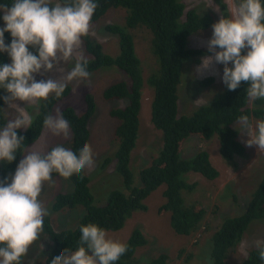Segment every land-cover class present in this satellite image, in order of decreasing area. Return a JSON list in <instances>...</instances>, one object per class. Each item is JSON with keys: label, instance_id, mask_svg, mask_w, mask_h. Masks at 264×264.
I'll list each match as a JSON object with an SVG mask.
<instances>
[{"label": "trees", "instance_id": "16d2710c", "mask_svg": "<svg viewBox=\"0 0 264 264\" xmlns=\"http://www.w3.org/2000/svg\"><path fill=\"white\" fill-rule=\"evenodd\" d=\"M61 4L70 0H58ZM98 7L93 15L91 23L102 20L112 10L126 12L123 25L108 24L105 26L107 33L119 37V53L114 56L105 50L103 44L96 41L90 34L82 37L81 47H85L92 59L87 60V71L91 75H97L106 69H118L126 74L127 80L114 82L103 92L106 101L127 100L124 107L115 108L110 112L113 118L119 121L115 131L116 153L107 158L104 167L110 165L115 158L117 169L123 177V187L130 194H125L117 189L107 195L103 205H96V199L102 203L105 197L99 196L93 191L91 178L85 172L74 174L63 182L69 189L56 195L52 205L48 207L49 215L44 218V227L41 234L50 238L52 244L41 248L35 261L27 262L28 253L21 258V264H50L51 259L59 255L65 249L75 250L81 237L80 226L95 223L106 232L122 231L129 219L137 211H146L148 206L144 203L154 191L161 186H166L163 193L166 203L161 207L160 213H171V227L175 236H170L176 241H185L196 237V247H199V239L209 234V249H201L208 255V264H229V259L240 246L244 236L251 231L253 224L264 222V175L252 193L247 208L241 215L230 217L221 221L218 227L215 224H207L205 218L207 210L198 202L186 204L183 192L192 193L196 184H189L183 180V174L194 172L201 174L208 180H215L220 173L213 165L210 154L207 151L199 152L190 160L182 158L184 144L192 136H199L202 140L210 141L217 137L220 142V153L224 160L233 162L237 156H244L245 145L239 141V132L232 128L241 115L254 117L257 120L264 119V99L250 101L246 97L247 82H241L235 91L226 89L209 104L200 107L190 116H179V86L182 83V75L185 65L205 54V51L189 48V37L193 34L207 30L215 24V17L210 13H199L196 9L186 11V6L181 0H95ZM13 0H0V4L11 7ZM225 16L230 14L229 6L222 4ZM3 14L0 11V28ZM4 23V22H3ZM146 29L152 34V51L158 62V69L153 72L147 83L154 88L155 95L152 104V122L163 133V149L152 165L140 172L143 183L141 188H135L134 175L130 168L131 154L139 137L140 113L142 109V89L145 80L143 78L142 61L136 53L134 31ZM5 44L10 45L12 36L10 32L4 34ZM244 49L242 54H246ZM34 54L38 55V51ZM10 56L6 52H0V65L9 64ZM214 82V78H207L199 83L202 87H208ZM73 87L67 86L61 97L55 94L47 100H41L38 104V113L32 109L33 122L30 128L18 129V135L24 137V148L35 144L43 135L44 117L54 113L55 108L72 95ZM87 109L83 114H78L73 106H66L62 110L64 118L69 122L71 138L64 143L51 142L70 148L77 154L85 143L90 144V121L96 113V100L91 92L86 93ZM6 90L0 88V126L6 123L7 116L4 107L7 105L3 96ZM36 112V113H35ZM98 137L103 146L100 133L96 132L93 139ZM93 140H91L92 143ZM114 148V149H115ZM23 150H18L16 160L0 162V179L10 177L23 158ZM53 179H59L58 173L52 174ZM48 187L44 186L40 200H47ZM219 209V206H217ZM82 208L84 214L75 230L66 229L56 231L51 214ZM217 209V210H218ZM216 212V211H214ZM130 238L124 243L127 251L114 264H142L135 257L139 248L148 244V238L137 226ZM218 228V229H217ZM217 229V230H216ZM177 236H183L179 239ZM212 247V248H211ZM31 248V247H30ZM182 258L189 262L192 255L186 250L179 251ZM202 253L198 252L195 256ZM37 255V254H36ZM247 257L240 264H264L259 259L256 247L247 252H242L241 257ZM169 256L161 253L145 264H169Z\"/></svg>", "mask_w": 264, "mask_h": 264}, {"label": "clouds", "instance_id": "9594fccd", "mask_svg": "<svg viewBox=\"0 0 264 264\" xmlns=\"http://www.w3.org/2000/svg\"><path fill=\"white\" fill-rule=\"evenodd\" d=\"M227 2L230 14L223 13L212 26L208 51L213 55L202 58L197 71L203 75L214 63L223 64L222 81L229 91L247 82V99H264V0ZM97 7L95 0H70L63 4H53V0H13L11 7L0 4L6 25L0 28V52H6L12 61L0 65V88L7 92L4 102L17 112L0 126V162L11 163L16 160L18 150L24 152L15 173L0 179V264H21V258L40 238L44 218L50 213L39 197L46 182L54 183L52 174L68 179L94 163L88 143L79 154L60 144L48 151L37 150L35 144L30 149L24 148V137L19 136L17 130L30 128L33 117L15 101L38 105L51 94L61 97L69 82L89 78L81 44L82 37L89 34ZM5 32L11 33L10 45L5 44ZM29 45L37 49L38 55L29 51ZM246 48L247 53L242 54ZM73 59L74 67L65 72L61 63ZM54 69L61 73L59 78L37 81L35 74ZM238 124L242 137H248L242 140L245 147L256 146L264 151V119L253 127L249 117L241 115ZM43 126L53 136L62 135L65 139L70 136L69 122L60 107L55 109V114L44 117ZM161 207L159 214L165 215L167 212L160 213ZM80 232L79 246L75 250L61 251L50 264H114L127 251V245L109 238L95 223L81 225ZM253 243L259 259L264 261V239Z\"/></svg>", "mask_w": 264, "mask_h": 264}, {"label": "rangeland", "instance_id": "374dc122", "mask_svg": "<svg viewBox=\"0 0 264 264\" xmlns=\"http://www.w3.org/2000/svg\"><path fill=\"white\" fill-rule=\"evenodd\" d=\"M185 6L186 11L196 9L199 13H210L215 17V23L220 19L224 10L222 4L229 6L227 0H181ZM239 3V0H234ZM60 3L58 0H53V4ZM217 7L219 11H217ZM3 14V12H2ZM126 12L122 10H112L102 20L97 23H91L89 34L99 43L103 44L105 50L116 56L119 53V37L105 31V26L108 24L123 25L125 21ZM4 20L2 24L5 25ZM6 26V25H5ZM135 36V47L138 57L142 61L143 78L145 80L142 89V109L140 113V127L139 137L136 141V146L131 154L130 168L134 175L135 188H141L143 183L140 179V172L149 168L154 159L159 157L163 149V133L158 130L152 122V104L155 95L154 88L148 85L147 80L149 76L158 69V62L152 51V34L146 30H136L133 32ZM213 27L208 30L201 31L189 37L188 47L196 48L205 51V54L196 58L192 62L185 65L182 75V83L179 86V116H190L200 107L210 103L212 99L218 97L227 86L222 81L223 64H213L211 69L205 70L201 75L197 68L202 64V58L213 55L208 51V42L212 38ZM83 55L86 60H91V55L87 52L85 47H81ZM220 49L217 48V51ZM29 51L33 54L37 49L29 45ZM12 61L10 59L9 64ZM75 59L68 63H61L60 67L65 72L74 67ZM229 66H232L230 63ZM61 73L55 69L44 74H35L37 81L41 79H57ZM209 77L214 78V82L208 87H202L199 83ZM126 74L118 69H106L97 75H91L87 80H74L69 82L67 86L73 87L72 95L61 102L57 107H60L61 112L66 106H73L78 114H83L87 109L86 96L87 92H91L95 96L96 113L89 124L91 132L90 146L93 151L94 163L91 167H86L85 172L91 178V186L97 195L105 197L102 203L96 199V205H103L107 200V195L112 190H119L125 194H130L123 187V177L117 169V160L113 161L107 167H104L105 160L114 157L116 153L115 131L119 125V121L110 115V112L115 108L124 107L127 100H112L106 101L103 98L104 90L114 82L127 80ZM52 95V94H51ZM50 95V96H51ZM43 101V100H42ZM41 101V102H42ZM20 107L27 108V112L32 116V109L38 113V105H27L23 101H15ZM250 106H254V101H250ZM56 107V108H57ZM55 108V109H56ZM5 114L8 119L14 118L17 112L14 108H9L7 104L4 107ZM35 112V113H36ZM55 114V111L54 113ZM250 123L255 127L258 121L254 117L250 118ZM232 128L238 131V121L233 124ZM25 129V128H21ZM100 133L102 137L103 146L100 147L101 142L98 137L93 139L94 133ZM239 132V131H238ZM68 139L61 136H53L47 129H45L42 137L35 143L37 150L48 151L52 146L51 142L60 140L59 143H64ZM239 141L248 139L245 135L242 137L239 132ZM243 143V142H242ZM244 144V143H243ZM34 145V144H33ZM32 145V146H33ZM245 145V144H244ZM30 146L29 149L32 147ZM63 146V145H62ZM184 153L182 158L190 160L201 151H207L210 154L211 161L215 168L220 172L216 180L210 181L198 173L189 172L183 174V180L189 184H196V188L192 193L183 192L186 204L191 202H198L202 208L207 210L205 222L209 225L215 224L218 227L224 219L241 215L246 210L247 204L252 196V193L257 189L263 175H264V151L258 150L256 146L246 147L244 156H238L233 162L224 160L220 153V142L217 137L210 141L202 140L199 136H192L188 138L184 144ZM115 148V149H114ZM23 159V158H22ZM68 181L63 177L53 179L54 183H45L48 187L47 200L45 207L52 205V201L57 194L66 192L69 189ZM166 186H161L144 202L148 206L147 212L137 211L131 219L126 223L125 228L119 232H107L109 238L125 243L131 236L132 232L137 226L148 238V244L139 248L135 257L140 263H145L152 260L161 253L169 256V264H208V255L202 252L201 249H209V234L199 239V247H196V237L189 238L185 241L173 240L170 236H175L171 227V213L167 212L165 215L159 214L160 207L166 203L163 196ZM40 199V197H39ZM248 201V202H247ZM215 205L219 209H215ZM216 211V212H214ZM84 209L78 208L74 210L66 209L65 211L51 214L53 226L56 231H63L66 229L75 230L80 223V219L84 214ZM140 229V228H138ZM218 229V228H217ZM216 229V230H217ZM251 231L245 234L238 249L231 254L229 264H240L246 257H241L242 252H247L255 247L254 241L257 239H264V222L253 224ZM182 239L183 236H177ZM47 244H52L50 238L41 234L40 238L31 246L28 253L27 262L31 263L36 260L39 251ZM212 248V247H211ZM186 250V253L192 255L189 262L186 258H182L179 251ZM199 255L195 256L198 252ZM192 253V254H191ZM37 254V255H36Z\"/></svg>", "mask_w": 264, "mask_h": 264}]
</instances>
